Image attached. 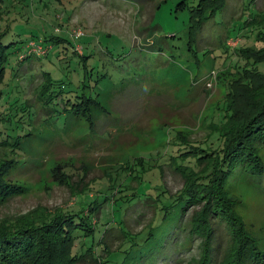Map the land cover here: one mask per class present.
<instances>
[{
    "label": "rangeland",
    "instance_id": "obj_1",
    "mask_svg": "<svg viewBox=\"0 0 264 264\" xmlns=\"http://www.w3.org/2000/svg\"><path fill=\"white\" fill-rule=\"evenodd\" d=\"M182 1L188 7L201 2L12 0L0 6L3 31L8 33L5 42L18 41L10 48L0 82L2 116L7 117L1 124L2 130L8 129L5 138L20 137L18 148L0 143V161L17 159L5 166L8 178L23 190L0 205V223L26 214L71 210L79 208L80 201H103L110 196L92 216V225H99L97 239L104 227L113 228L105 238L106 250L99 247L94 253L100 252L99 264L112 263L110 253L125 254L120 251L128 237L147 229L156 213L155 207L139 199L134 202L131 196L115 202L120 196L115 188H124L131 177L135 183L130 187H136L143 175L144 183L152 178L153 187H164L170 196L178 197L186 178L184 165L179 167L180 159L176 161L173 154L191 143L205 147L208 142L216 148L222 144L217 131L249 114L251 100L258 103L263 96L264 77L238 67L264 72V60L247 58L249 53L244 52L251 45L264 50L256 38L264 0H219L225 7L206 22L193 44L189 43L191 11L178 8ZM78 28L84 32L81 42L73 33ZM150 35L155 44L146 41ZM46 37L51 41L45 42ZM67 38L75 42L78 54L89 55L87 64L77 55L64 54ZM31 41L48 47L39 52L43 57L21 61ZM21 62L29 69L12 77ZM88 66L91 75L87 78ZM247 75L254 79L252 87L243 84L248 82ZM85 79L87 87L82 83ZM46 80L51 89L43 95ZM83 89L97 98L98 105H92L89 117L68 116L56 93L61 91L66 101V96L82 94ZM226 102L236 112L234 117L224 109ZM229 117V123L221 125ZM261 157L264 161V149ZM141 166L144 174L138 171ZM242 168L229 180L234 198L230 203L264 251V172L256 176ZM109 186L115 189L113 193ZM200 208L188 206L178 226L166 228L172 231L167 248L159 245L144 250L143 258L128 264H199L203 238L191 231L190 220ZM122 225L127 231H121ZM221 229L225 230L220 237L224 251L233 243L228 242L225 222ZM90 243L92 236L76 238L72 250L75 253ZM135 251L136 246L134 255ZM88 255L80 264H94ZM30 264L44 263L38 259Z\"/></svg>",
    "mask_w": 264,
    "mask_h": 264
},
{
    "label": "trees",
    "instance_id": "obj_2",
    "mask_svg": "<svg viewBox=\"0 0 264 264\" xmlns=\"http://www.w3.org/2000/svg\"><path fill=\"white\" fill-rule=\"evenodd\" d=\"M8 1L9 3L12 2V0H0V6H5V3H8ZM224 7L219 0H212L211 2H209V0H201L196 6L191 7H188L186 1L179 3V9L188 8V10L191 11L189 19L190 44L197 42V36L202 27ZM2 11L3 10H0V82L5 78L7 61L11 53L10 48L14 43L18 42L17 40L9 43L5 42L6 34L8 33L3 31L1 24V20L4 18ZM253 14H256L255 11ZM261 15L256 38L257 41L264 44V14ZM240 30L241 29L237 31L239 32ZM150 38L151 39H146V41H149L148 43H150V45L155 44V40L151 35ZM75 40L81 42V37H75ZM50 41L51 40L47 37L45 38V42ZM65 42L67 44L69 43V45L65 44L67 48L63 51L64 54H66L67 57L68 55L70 57V54L71 57L77 55L79 61L87 64L89 55L85 52L83 54H78L77 50L74 48L75 42L70 41L69 38H67V40L65 39ZM28 46L29 51L24 55L21 61H25L34 56L43 57L40 56V54L34 55L30 43ZM43 46L46 48L48 47L45 44ZM254 46L255 45H251L249 46L250 48L244 49V52L249 53L247 56L244 53L242 54L254 60H264V50L261 48H254ZM238 49V51L243 50V48ZM23 63L24 62H21L14 69L12 77L18 75L21 69H29V67H23ZM85 68L86 77L88 78L91 75V67L88 66ZM238 68L241 72L243 70L249 73H256L259 77H264V72L261 73L255 69L249 71L247 67L239 66ZM86 79L82 81L83 86H86ZM247 80L248 82L243 84L252 87L254 83L252 76L247 75ZM46 82L44 83L45 91L43 93L45 94L43 95H47V92L51 89V84ZM63 87L65 86L61 83V88ZM258 91H260V89L257 88L256 93ZM1 94L2 92L0 91V98H2ZM80 94L79 92V94L71 95V97L66 96V101H64L65 98L62 96V92L56 93L57 101L60 102L58 99L60 97L61 101L64 103L63 109L67 111V115L68 113H72V115L75 116L89 117L92 105H98L97 98L93 95H87L84 89L83 93ZM50 95L51 92L49 96ZM255 96L256 94L253 97ZM41 97H39V99ZM74 98H76V100H74ZM49 100H51V98ZM17 101L18 100L15 99V103ZM251 101L254 104H250L252 107L247 116L239 117L236 123H232L231 126L225 127L223 131H217L219 134L218 138L222 139V144L213 148L208 142L205 147L191 143L179 149L173 156L171 155L172 158H176V161L178 158L180 159L177 161L179 167L184 165L182 170L185 173L186 180L183 190L178 197L170 196L164 187H153V185H151L152 178L147 179L148 182L144 183L143 175L139 176L142 182H138L136 187H130L131 183H135L131 177L128 183L123 186L124 188H115L117 189L116 192L120 194V196L115 199V202L119 199L125 202L127 201V197L131 196L133 197L131 198L133 201L139 199L146 202L147 205L155 207L156 213L155 216H153V220L155 219L154 222L150 223L147 229L140 231L135 236H131L130 239L128 237L123 250L120 251L122 253L125 252V254H120L118 252L110 253L108 261H112V263L107 262L108 264H128L129 260L133 261L134 258H143L144 250H152L159 245L161 247L165 246L163 249L167 248V236H169L172 231L169 229L166 231V228L173 224H175V227L178 226L184 211L190 205L201 206V208L192 215L190 220L192 227L191 231L203 238V251L199 264H264V251L258 247L257 240L247 233L248 228L241 217L238 216L237 213L235 214L233 206L230 203L234 201V198L230 195L228 188V183L232 174H236L238 169H244L242 167H245V170L251 169L252 173L256 176L264 172V161L261 157V151L264 149V91L262 98L257 99L258 103H255L253 100ZM22 102L25 103V100H22ZM22 102H19V105H23L26 108L27 104H20ZM60 103L62 104V102ZM19 105L17 104L16 106ZM1 106L0 101V143L13 144L18 148L20 146L19 136L16 137L15 140H10L3 135L8 131H6L7 128L2 130V120L7 117L2 116L3 112ZM224 109L232 111L231 117L236 115L234 109H230V104L228 102L225 103ZM7 114L9 113L7 112ZM221 117L223 119L225 115L222 114ZM231 117L221 123V125L229 123ZM8 119L12 120L10 114L8 115ZM92 125L93 124H90L91 127ZM13 161L17 162V159L7 158L4 161H0V205H3L11 196L23 192L21 185L11 182V179L8 178L5 163ZM138 171L144 174V167L141 166V169ZM115 189H112V193ZM109 198L110 196L106 195L103 201L96 200V202L92 201L89 203L80 201L78 202L80 203L79 208L78 206H74L71 210L64 209L54 214H35V216L31 217H26V215H28L26 214L20 217L17 216L15 221L9 222L8 224L4 225L0 223V264H30L33 260L36 261L38 259L44 264H80L83 263L84 260H87L85 258L90 256L88 254H91L94 264H99V261H101L99 259L100 252L94 255L95 250L97 251L99 247L101 251H103V249L106 250V248H104V243L107 245L105 238L108 230L112 231L113 228L104 227L103 231L98 234L99 237L97 239L96 234L100 229L99 225L97 228L92 225V216L98 213V210H100L101 206L105 204ZM81 203H85V206H82ZM129 203L132 204L133 202ZM224 222L226 230L228 231V242L233 244L231 247L229 246V248H227V246L223 251L222 249H224L225 246L222 247L220 237L225 235V230L223 231L221 229ZM122 228L121 231H127L123 225ZM97 229L98 231L96 232ZM83 236H92V243L86 248H81V250L74 253V250H72L73 240ZM128 236H130V234H128ZM172 243L173 242H171V244ZM135 246L136 255L133 254ZM170 249L171 248H169V250Z\"/></svg>",
    "mask_w": 264,
    "mask_h": 264
},
{
    "label": "built area",
    "instance_id": "obj_3",
    "mask_svg": "<svg viewBox=\"0 0 264 264\" xmlns=\"http://www.w3.org/2000/svg\"><path fill=\"white\" fill-rule=\"evenodd\" d=\"M73 33L76 38H80L84 35L83 30L79 28L75 29ZM30 46L32 47V51L34 50L37 53L42 52V47H44L43 45H39L36 41H31Z\"/></svg>",
    "mask_w": 264,
    "mask_h": 264
}]
</instances>
